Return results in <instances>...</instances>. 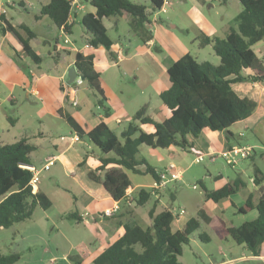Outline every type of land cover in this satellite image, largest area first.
<instances>
[{
    "label": "crops",
    "instance_id": "0c3cea01",
    "mask_svg": "<svg viewBox=\"0 0 264 264\" xmlns=\"http://www.w3.org/2000/svg\"><path fill=\"white\" fill-rule=\"evenodd\" d=\"M48 1L0 0V17L10 22L14 27L28 26L35 33V36L30 40V45L42 58L40 63L30 61L31 59L23 53L20 44L12 34L3 31L6 24L2 20L0 21V86H4V90L0 89V99H2L0 105L4 102L15 105L18 89L26 94L27 102L31 96L39 97L42 101L35 111H27L28 115L24 122L21 121V116L15 118L0 110V143L12 144L22 138H27L37 147L31 153L32 164L30 165L37 170L39 177L34 191L47 194L52 201V206L48 210L38 208L42 210L41 219H35L34 216L38 212L36 209L33 217L23 221L30 222L27 229L32 231L40 227L49 228V225L60 228L61 223L71 219L65 215L72 212L81 219L80 221L75 220L77 224L96 222V225H99L103 231L100 239L103 241L99 243L100 246L96 247L91 243V240H94L93 237L84 240L81 242L84 254H78L82 257L81 264H92L99 254L124 234L126 226L139 224L142 227H148L151 225L149 213L154 202L157 199L160 201L161 194L167 185L159 189L158 194L151 197L149 201H152L143 210L140 206H135L133 198L140 189H151L154 179L149 175V181H145V178V180L133 182L130 174L136 173L129 171L131 186L127 189V198L116 201L103 184L96 180L97 178L90 176V172H95L98 177L103 175V172L96 170L100 164L101 153L91 145L87 138L75 139L77 135L65 116L68 114L73 116L85 131L92 130L103 121L118 135L143 106L147 108V115L157 121H163L170 117L171 110L160 98L161 92L169 88L171 84L168 68L186 53H191L188 41L181 39L175 30H185L189 33V29L192 28L194 30L193 43L204 50L210 45L200 46L198 40L200 33L225 37L231 28L236 27L235 17L242 10V6L239 0L233 1L237 6L236 13L228 19L225 17L226 20L221 18L220 21L218 18L211 19L201 9V4L207 3L214 10L217 5L216 0H201V3L200 0H197L187 10H182L181 0L176 1L180 14L182 13L187 20L186 24H182V16L177 15L174 8L170 10L166 6L165 12L151 11L148 8V22L144 26L140 25L135 18L121 19L133 25L135 34H129L131 39L123 38L121 45L115 44L111 39L113 43L108 51L104 46L93 48L88 44V36L81 24V19L86 13L95 11L92 6L83 2L82 8L73 13L74 23L71 32L65 35L49 17L40 16L41 8ZM220 1L226 5L232 4L229 0ZM172 2L175 0H169L168 5H171ZM143 3H147V0H144ZM29 10L34 11V17L28 24L25 23L23 17L25 11ZM107 20L110 18L104 19L108 32ZM77 26H80V30L75 34ZM149 35L150 38H148ZM66 38L69 39L68 43H65ZM253 50L259 59H264V38L253 46ZM78 52L94 54V66L100 72V84L104 92L105 105L110 109L107 115L98 105L99 96L88 86L86 81L81 85L69 84L68 71L70 67L74 66ZM262 67L264 68V61ZM253 73L251 68L245 70L247 75ZM128 77L131 78V81H128ZM233 88L241 97L256 101L255 111L248 118L238 121L230 127L229 139H227L226 131L210 129H204L198 137L189 135L188 140L193 143L194 149L197 150L196 154L212 152L217 157L229 146L238 145V139H245L244 144L257 146L262 151L261 155L264 156V82L236 83L233 84ZM3 91H7V93H3ZM3 94L4 96H2ZM1 118H5L3 122H1ZM142 128L146 132H154L152 124H143ZM248 132L254 135L255 142L247 137ZM142 146H145L147 155L153 157L157 154L153 147L141 145L139 148L140 158H145L140 156ZM174 147L177 146L164 149L172 151ZM255 154L248 158H253ZM145 159L151 164L147 158ZM50 162L53 163L50 164ZM48 164L49 168L46 169L45 166ZM166 166L154 167L162 171ZM256 169L263 172L258 167ZM146 176L148 175L146 174ZM214 179L213 189H218L234 181L230 176L224 177L223 174L215 175ZM253 183L254 191L258 192V196L248 190L249 194L246 199L250 194H253V200L257 203L260 191L254 179ZM232 196L226 198L230 200V203L233 201ZM60 200L61 202L67 200L66 204L60 203ZM148 202L144 205H147ZM206 203L207 208L214 215L219 216L214 206L219 211H224V207H218L220 201L216 203L206 199ZM115 206H118L119 209L112 216L100 218L97 216ZM158 212V209L155 208V213ZM181 216H176L172 222L171 226L174 231L182 229L188 220H182ZM261 254H264V246ZM259 256L252 255V257L261 260ZM71 262L74 264L73 261Z\"/></svg>",
    "mask_w": 264,
    "mask_h": 264
},
{
    "label": "trees",
    "instance_id": "16d2710c",
    "mask_svg": "<svg viewBox=\"0 0 264 264\" xmlns=\"http://www.w3.org/2000/svg\"><path fill=\"white\" fill-rule=\"evenodd\" d=\"M239 1L242 10L235 17L236 27L231 28L225 37L210 36L203 32L198 37L200 46H212L220 57L218 65L207 60L199 61L188 52L169 66L171 84L161 92L160 98L171 110L170 117L157 121L147 115V108L143 106L118 135L103 121L92 130L85 131L73 116H65L78 138H87L101 153L96 170L103 172V175L98 177L95 172H90V176L97 178L116 201L127 198V189L131 186L129 171L151 175L154 180L159 179L161 170L156 169L145 158L139 157L141 145L153 148L177 146L191 151L194 147L188 140L189 135L198 137L204 129H210L226 131L229 139L230 127L255 111L256 101L238 95L233 84L264 82V59H259L253 50V46L264 38V0ZM83 2L95 9L81 19L89 46H104L108 51L113 42L104 24L105 18H135L144 26L148 22V8L160 11L164 5V0H147V3L137 0ZM70 15L67 0H49L40 11V16L49 17L58 28L64 26L66 33L71 32L74 23L67 24ZM1 20L6 24L3 31L12 34L27 57L40 63L42 58L30 45L35 33L26 25L14 27L3 17H0ZM74 66L76 72L84 77V81L99 96V107L106 115L109 114L110 109L105 105L100 84V72L94 66V54L78 52ZM248 68L254 73L245 74ZM73 84L75 81L71 83ZM143 124H152L154 132H146L142 128ZM36 149L27 138L12 144L0 143V227H12L33 217L36 209L48 210L52 206L47 194L34 191L31 185L33 173L23 167L32 164L31 153ZM254 182L260 191L257 203L253 200L254 195L250 194L239 207V211L243 213L256 209L257 216L253 220L231 226L208 208H200L197 217L188 219L182 229L174 231L171 225L176 215L167 208L155 213V208L160 203L157 199L149 213L151 225L126 226L124 234L99 254L92 264H182L179 257L183 246L190 242L191 235L201 228L202 223L217 238L223 240L231 237L237 244L243 245L250 255L259 256L264 246V173L258 169L255 171ZM245 185V181L238 177L218 189L204 188V195L207 200L217 203L236 194ZM157 191L152 188L140 189L133 198L135 206L146 204L152 196L158 194ZM65 216L81 220L74 212ZM199 237L204 241L209 240L206 233H200ZM69 258L75 264L82 263V257L78 254L70 255ZM19 259L18 253L3 254L0 251V264H14Z\"/></svg>",
    "mask_w": 264,
    "mask_h": 264
},
{
    "label": "rangeland",
    "instance_id": "374dc122",
    "mask_svg": "<svg viewBox=\"0 0 264 264\" xmlns=\"http://www.w3.org/2000/svg\"><path fill=\"white\" fill-rule=\"evenodd\" d=\"M176 1L180 0H175V2H172L171 5H167V7L170 8V10L172 8L176 9V13L179 15L180 10ZM196 1L197 0H181L182 10L191 8V4L196 3ZM229 1L232 2L231 5H226L220 0H216L217 5L214 10H212L207 3H204L201 4V9L211 19L218 18L221 21V18H223L226 20V18L228 19L230 16H233L237 9L235 2H233L235 0ZM138 2L143 3L144 0H139ZM33 12L32 10L25 11L23 17L25 23L29 24L31 20H33ZM180 15L182 16V24H186V18L182 13ZM106 23L108 26V35L115 44L121 45L123 43V38L131 39L132 37L129 36V34H135L133 25L128 21L111 17ZM79 30L80 26H77L75 28V34H77ZM189 30V33L185 30L180 31L178 29H176L175 32L181 39L188 41L190 52L197 57L199 61L207 60L214 64H219L220 58L210 46H207L203 50L193 43L192 38L194 30L192 28ZM33 65L35 66V64ZM128 81H131V78L128 77ZM2 88L4 90V86H0V89ZM5 89L7 90V87H5ZM3 93H7V91H3ZM2 96H4V94ZM16 98L17 102L15 105L4 102L0 105V110L2 113L15 118L21 116L22 122L25 121L28 115L27 111H35L42 104V101L36 96H31L30 100L27 102V100H25L26 94L21 89L17 90ZM1 100L2 99H0V103ZM4 119L5 118H1V122H3ZM247 137L253 139L252 142H255L253 138L254 135L251 132H248ZM238 141V145L240 146H253L254 150L252 155L256 154L253 158H245L243 160L238 158V163L235 167L228 165L226 160L220 156H217L213 161L209 157H204L202 162L196 163L195 154L197 150L194 148H192L191 151H184L179 147H174L172 151L164 148H154L157 154L151 157L147 155L148 153L146 152L145 146H142L140 149V156L147 158L154 166L161 168L165 165L168 166L170 162H174L184 172L180 181L167 184V187L161 194L160 203L157 205L158 211L167 208L175 214L183 209L185 212L181 216L182 220L197 217V212L200 208H207L204 188L213 190L215 184L214 176L223 174L224 177L230 176L234 180L239 177L244 180L248 186L244 189L241 187V191L231 197L233 200L231 203L229 199L220 201L218 207H224L223 212L219 211L214 206V209L220 216H218V218H222L231 226H239L244 222L253 220L257 216L256 209L248 213H243L239 211V207L245 203L246 196L249 194L248 190L253 191V194L258 196V192L254 191L255 186L253 179L257 167L264 173V156L261 155L262 151L257 148V146L244 144L246 141L245 139H238ZM130 176L133 182L145 180V178V181L150 180L149 175L130 174ZM193 185H197V189H194ZM148 190H150V188H148ZM66 201L67 200L61 202L60 200V203L66 204ZM151 201H149L147 205L140 206V208L143 210L146 209ZM56 207L58 208V206ZM41 211L42 210L38 209L36 216H34L35 219H41ZM29 223V221H26L15 224L9 228L0 227V251L3 254L18 253L20 255V259L14 264H73L69 259L70 255L84 254L82 249L83 244L81 242L93 237L94 240H91V243L98 247L100 246L99 243L103 241L100 240L103 231L99 225H96V222H82L77 224L75 219L71 218L61 223L59 226L60 228L49 225V228L40 227L32 231L27 229ZM200 233H206L209 240L204 241L200 239ZM242 256L245 258L238 260L236 264H263L262 260L259 258L252 257L250 252L243 245L237 244L231 237L223 240L217 238L215 233L210 230L206 224L202 223L201 228L191 235L190 242L183 246V252L179 259L183 264H221L223 260L240 258Z\"/></svg>",
    "mask_w": 264,
    "mask_h": 264
},
{
    "label": "built area",
    "instance_id": "2783aa9c",
    "mask_svg": "<svg viewBox=\"0 0 264 264\" xmlns=\"http://www.w3.org/2000/svg\"><path fill=\"white\" fill-rule=\"evenodd\" d=\"M69 2L70 5V9H71V15L68 19L67 24H71L74 21L73 18V13L76 12L77 10H79L80 8H82L83 6V0H67ZM169 0H164V5L162 6V8L160 9V11H166V6L168 5ZM63 34H67L65 31V27L62 26L61 28ZM69 39L66 38L65 39V43H68ZM75 84L77 85H81L84 80L81 78V76L78 74L77 77L75 78ZM76 140H79L78 136L75 137ZM254 150L253 146H240V145H232L230 147H228L227 149L221 151L219 153V156L222 157L223 159L226 160V163L228 165H231L233 167H235L236 163H237V159H245L248 158L249 156L252 155ZM204 157H209L212 161L215 160L216 155L212 152H208L207 154L204 153H197L195 155V162L196 163H200L204 160ZM53 162H50V164H52ZM23 167L28 168L30 171H32L33 173V177L31 179V185L36 186L39 177H38V172L37 170L30 166V165H23ZM46 169L49 168V164L45 166ZM182 174H183V170H181L175 163H169V165L164 168L160 175H159V179L158 180H154L153 184H152V189L154 190H159L163 187H165L168 183L170 182H175V181H179L182 178ZM194 189H197V185H193ZM118 206H115L113 209H107L105 211H103V213H99L97 216L100 217H106V216H112L117 210H118ZM185 212V210H180L179 212L175 213V215L178 217L179 215H182ZM261 258V260L264 262V254H261L259 256ZM245 257H240V258H235V259H226L223 260L221 262V264H236V262L238 260H241Z\"/></svg>",
    "mask_w": 264,
    "mask_h": 264
},
{
    "label": "water",
    "instance_id": "95a60500",
    "mask_svg": "<svg viewBox=\"0 0 264 264\" xmlns=\"http://www.w3.org/2000/svg\"><path fill=\"white\" fill-rule=\"evenodd\" d=\"M78 73L76 72V68L75 66L70 67L69 71H68V76H69V84L73 83L75 78L77 77ZM81 78L84 80V77L81 76Z\"/></svg>",
    "mask_w": 264,
    "mask_h": 264
}]
</instances>
